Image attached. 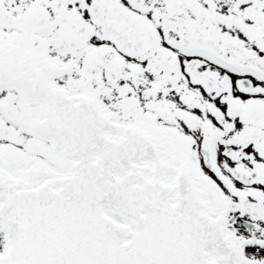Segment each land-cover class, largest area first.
Here are the masks:
<instances>
[{"label":"snow or ice","instance_id":"6c2138e0","mask_svg":"<svg viewBox=\"0 0 264 264\" xmlns=\"http://www.w3.org/2000/svg\"><path fill=\"white\" fill-rule=\"evenodd\" d=\"M0 264H264V0H0Z\"/></svg>","mask_w":264,"mask_h":264}]
</instances>
